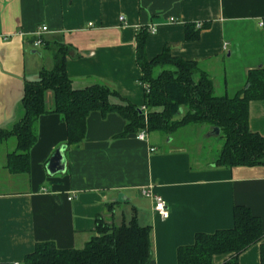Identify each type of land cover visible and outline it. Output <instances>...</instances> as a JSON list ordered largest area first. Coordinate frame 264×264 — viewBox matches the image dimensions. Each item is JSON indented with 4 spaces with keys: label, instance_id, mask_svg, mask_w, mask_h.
Listing matches in <instances>:
<instances>
[{
    "label": "crops",
    "instance_id": "obj_1",
    "mask_svg": "<svg viewBox=\"0 0 264 264\" xmlns=\"http://www.w3.org/2000/svg\"><path fill=\"white\" fill-rule=\"evenodd\" d=\"M188 23L200 29L197 39H187ZM147 26L156 30L146 37L148 59L168 47L173 57L199 62L219 95L246 89L249 70L264 62V0H0V129L23 116L25 82L53 67L45 41L67 46L74 88L100 82L144 106L136 39ZM39 38L42 45L35 46ZM52 99L49 91L50 110ZM125 124L116 113L92 112L85 139L69 146L66 123L49 111L38 118L28 172H12L7 164L16 139L3 143L0 264H22L38 242L80 248L94 236L96 217L121 225L135 215L140 225L150 226V264H179L178 248L192 244L198 232L231 228L237 205L259 216L264 228V166L217 167L215 158L206 162L188 144L175 145L176 134L117 137ZM249 128L264 135V99L250 102ZM61 147L66 170L51 175L49 159ZM141 188H153L166 200L168 218L155 213L154 200ZM261 243L242 252L239 264H261ZM228 256L214 255L213 264Z\"/></svg>",
    "mask_w": 264,
    "mask_h": 264
},
{
    "label": "trees",
    "instance_id": "obj_2",
    "mask_svg": "<svg viewBox=\"0 0 264 264\" xmlns=\"http://www.w3.org/2000/svg\"><path fill=\"white\" fill-rule=\"evenodd\" d=\"M186 29L188 40L199 37L200 29H195L193 23L186 24ZM148 34L144 28L136 39V60L143 74L142 82L149 89L144 96L147 122L141 107L106 84L96 82L74 88L67 74V46L62 41H45L44 46L52 49L53 67L43 68L38 79L25 82L23 116L13 127L0 129V148L6 140L16 139V147L7 157L10 170L29 171V154L38 137V118L49 111L66 123L69 146L85 139L92 112H99L102 117L116 113L126 120L117 137L137 134L140 129L171 136L179 129L207 123L221 129L222 146L214 159L217 167L264 166V135L249 128L250 102L264 99V62L249 70L246 89L233 96H217L210 73L199 62L173 57L168 47L148 59L145 45ZM49 91L53 95L51 110L46 106ZM233 214L231 228L198 232L192 244L179 247L178 263L213 264L214 255L229 254L223 264H239L242 252L261 243L264 228L260 217L243 205L235 206ZM151 232V227L140 225L135 215L121 225L96 217L94 236L82 247L59 249L53 241L38 242L22 264H150ZM260 257L264 264V243Z\"/></svg>",
    "mask_w": 264,
    "mask_h": 264
},
{
    "label": "rangeland",
    "instance_id": "obj_3",
    "mask_svg": "<svg viewBox=\"0 0 264 264\" xmlns=\"http://www.w3.org/2000/svg\"><path fill=\"white\" fill-rule=\"evenodd\" d=\"M214 94L219 95L222 94V92L216 89ZM212 128L213 127H210L209 124L206 123L204 125H191L190 127L179 129L175 135L177 139L175 145L184 142L189 145L193 156H203L208 158L206 162L212 161V159L217 156L222 146V139L219 138V136L209 135L210 131L213 130ZM186 131H189L187 132L188 136L185 134Z\"/></svg>",
    "mask_w": 264,
    "mask_h": 264
},
{
    "label": "built area",
    "instance_id": "obj_4",
    "mask_svg": "<svg viewBox=\"0 0 264 264\" xmlns=\"http://www.w3.org/2000/svg\"><path fill=\"white\" fill-rule=\"evenodd\" d=\"M121 20H124V17L120 16ZM148 31L150 32H155V27L154 26H147L145 27ZM47 30V26L42 27L37 34L41 37V35ZM35 46H41L42 45V40L39 38L38 40L35 41L34 43ZM146 91H148L149 89L147 88V85H145ZM144 117H145V121L147 122V108L145 106L141 107ZM148 137V132L145 129H140L139 132L137 133V138L139 140H146ZM156 148L155 147H151V151H155ZM141 193L143 196L148 197V198H152L154 200V211L155 213L160 216L163 219H166L169 217V208H168V203L166 202V200H164V198L156 193L154 191L153 188H141ZM71 199V198H70ZM10 264H19L17 262L14 263H10Z\"/></svg>",
    "mask_w": 264,
    "mask_h": 264
},
{
    "label": "water",
    "instance_id": "obj_5",
    "mask_svg": "<svg viewBox=\"0 0 264 264\" xmlns=\"http://www.w3.org/2000/svg\"><path fill=\"white\" fill-rule=\"evenodd\" d=\"M213 130L210 131L209 135L219 136L221 129L213 127ZM64 151L65 148L61 147L55 151V153L50 157L47 171L49 174L54 175L58 173H64L66 170V162L64 160Z\"/></svg>",
    "mask_w": 264,
    "mask_h": 264
}]
</instances>
